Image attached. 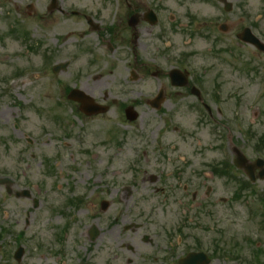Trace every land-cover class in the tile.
<instances>
[{"label": "rangeland", "instance_id": "rangeland-1", "mask_svg": "<svg viewBox=\"0 0 264 264\" xmlns=\"http://www.w3.org/2000/svg\"><path fill=\"white\" fill-rule=\"evenodd\" d=\"M95 1L99 0H64L63 8L74 5L87 13L99 12L107 22L108 9L101 10ZM143 1L160 5L162 22L170 27L171 54L190 52V64L205 72L206 86L221 87L220 101H207L211 115L203 113L201 118L191 95L164 101L163 114L142 101L136 108L139 118L127 122L122 104L130 101H122L123 94L128 89L152 90L154 84L140 76L133 83L124 82L121 48L109 52L108 41L104 42L108 37L100 31H86L78 16L66 14L45 28L34 21L26 0H0V176L14 179V191L26 188L30 192L28 198H16L0 185V227L6 229L0 240V264H104L105 260L109 264H160L170 247L173 257L179 258L196 245L208 253L217 248L219 255L214 253L212 264H248L256 248L264 250L259 216L248 212L252 197L235 199V186L209 168L232 158V144L250 159L257 156L253 147L264 132V53L240 45L235 67H231L224 62L226 53H221L222 61L214 57V50L234 47V35L243 25L255 22L264 33V0H229L233 8L224 18L202 0ZM122 8L125 15L126 8ZM34 11L40 15L41 5ZM190 15L199 23L218 17L229 31L221 34L208 24L206 34L191 35ZM192 24L197 26L196 21ZM20 26L30 38L42 40L43 45L35 44L36 48L44 46L51 56L54 52L50 64L69 61L66 71L12 76L17 69L40 63L29 53L30 42L9 35ZM114 41L112 37L111 45ZM159 57L155 64L161 68L165 64ZM143 58L154 63L151 59L155 58L145 53ZM251 64L258 76L242 72ZM87 71L107 77L104 88L111 94L108 101H100L108 111L92 117L76 114L57 83L71 85L78 73ZM85 86L92 88L91 82ZM104 88L95 89L94 96ZM58 96L63 107L56 105ZM16 101H24V107ZM164 117L170 124L159 134ZM261 152L264 156V149ZM253 185L256 191L264 190V179ZM76 196L83 197L81 209L67 204L68 198ZM102 200L108 203L105 210L100 208ZM181 216L189 219L190 226L185 229L186 240L179 243L178 237L169 240L166 230ZM129 224L139 227L126 229ZM92 226L98 232L94 239L88 235ZM19 232L24 234L16 240ZM59 233L62 243L57 242ZM144 235L153 242H144ZM18 245L24 247L20 262L12 258ZM223 248L237 258H222ZM151 255L156 262L150 263Z\"/></svg>", "mask_w": 264, "mask_h": 264}, {"label": "flooded vegetation", "instance_id": "flooded-vegetation-1", "mask_svg": "<svg viewBox=\"0 0 264 264\" xmlns=\"http://www.w3.org/2000/svg\"><path fill=\"white\" fill-rule=\"evenodd\" d=\"M95 3L100 5L101 10L108 9L114 4L121 10V14L118 13L114 19L106 18L108 22H103L99 12L88 15L86 13H80L76 8H63L64 0H27L26 7L33 9L37 5L42 6L43 11L41 15L35 18V21H40L43 25H47L48 23L53 25L65 14L69 13H72L74 16H79V20L83 19L91 28H99L101 23L103 25L110 24L109 26L103 27V29L107 34L113 35L112 37L115 38L114 45H111L112 37H109L107 40L109 51L114 52L118 48L122 49L121 55L125 58L123 62L126 69V75L123 77L124 82L137 80L138 76H140L143 77V79H151L154 85L157 84L152 90L145 89L142 91L143 89H130L123 94L122 101H168L172 99L171 97H173V99H177L178 97L179 100H182L191 95L194 101L219 100V90L216 88V83H212L210 88L206 86L205 72L202 73L200 70L191 66H188L189 70L181 66L180 61L183 60L187 63L190 58L189 54H183L182 58L180 55L176 57L170 55L172 46L165 38L169 33L170 27L165 29L161 27V13L159 12L161 7H159V4L152 3L147 5L143 0H117L116 2H112L111 0H99L95 1ZM123 6L126 8L125 15H123ZM149 11L155 13V20H157L155 23L148 13ZM188 23H190V21ZM253 28L257 31L254 25ZM199 29L203 32H205V29L208 31V23L201 22ZM257 33L259 36H262L261 32L257 31ZM143 53L149 55V57L155 58L154 60L151 59L154 63L146 62L145 58H143ZM159 56L162 57L161 59H163L165 64L161 68L160 65L155 64L159 62ZM37 57L40 59V72L45 74L47 72L46 55L35 54L34 58L36 59ZM174 68L179 69L181 74L174 75L171 80L169 74ZM185 78L188 79V82L184 87H175L171 84L172 81H174V83L182 82ZM106 79L107 77H100L98 75L91 76L87 73L84 76H80L78 79L79 83L82 85L77 86V84L75 87L81 88L89 93L95 101H107L111 94L104 88L107 83ZM90 82L92 86L91 90H89L90 86H85L90 85ZM99 83L101 87H98ZM148 84L149 83H147V86ZM192 86L199 88L200 98L192 94ZM102 87L104 91H99L98 97L96 98L93 91ZM159 93L160 100H156ZM157 139L159 141L158 137ZM185 226L186 223L183 221L180 227L179 225H174L173 229H175V232H180ZM149 239L150 238H148V240ZM150 242L153 241L150 239ZM160 264H177V260L173 256H170L160 260Z\"/></svg>", "mask_w": 264, "mask_h": 264}, {"label": "water", "instance_id": "water-1", "mask_svg": "<svg viewBox=\"0 0 264 264\" xmlns=\"http://www.w3.org/2000/svg\"><path fill=\"white\" fill-rule=\"evenodd\" d=\"M72 98L73 99H78V98H80V97H78V95H77V93L76 92H73V94H72ZM89 101H83V99H82V101H81V107H82V109L83 110H85V112H90L89 111V109H88V105H91L90 103H88ZM88 104V105H87ZM128 116H130V117H133V116H131V115H128ZM235 163L236 164H239L240 163V165H243L244 163H245V159L244 158H242V156L240 155V154H238V156H237V159L235 160ZM258 164H260V161L258 160L257 162H256V165H258ZM246 169L247 170H251V165H247L246 166ZM264 173V172H263ZM261 176H263V175H261Z\"/></svg>", "mask_w": 264, "mask_h": 264}]
</instances>
